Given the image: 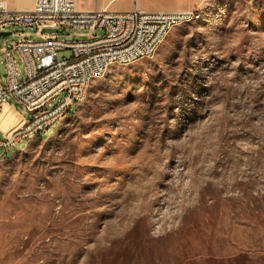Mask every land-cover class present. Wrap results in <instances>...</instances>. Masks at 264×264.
I'll use <instances>...</instances> for the list:
<instances>
[{
    "label": "rangeland",
    "instance_id": "rangeland-1",
    "mask_svg": "<svg viewBox=\"0 0 264 264\" xmlns=\"http://www.w3.org/2000/svg\"><path fill=\"white\" fill-rule=\"evenodd\" d=\"M198 7L153 57L111 66L68 114L0 151V264H264V0ZM4 31L0 48L38 39ZM18 114L0 112L5 134Z\"/></svg>",
    "mask_w": 264,
    "mask_h": 264
},
{
    "label": "built area",
    "instance_id": "built-area-1",
    "mask_svg": "<svg viewBox=\"0 0 264 264\" xmlns=\"http://www.w3.org/2000/svg\"><path fill=\"white\" fill-rule=\"evenodd\" d=\"M198 9L80 10L76 0H34L30 9L20 10L10 9L0 0V32L10 26H24L38 37L32 40L26 37L29 34L16 32L18 37L0 48L5 67L4 80L0 77V112L14 103L29 113V118L18 114L16 128L9 134L0 127V151L5 153L14 142L39 135L60 113L70 112L85 98L88 82L107 72L110 60L123 65L153 57L156 42H163L175 26L186 23V16H194ZM45 28H80L92 33L84 39L68 40L60 34L44 33ZM60 51L70 55L58 57ZM60 93L63 97L48 107Z\"/></svg>",
    "mask_w": 264,
    "mask_h": 264
},
{
    "label": "crops",
    "instance_id": "crops-1",
    "mask_svg": "<svg viewBox=\"0 0 264 264\" xmlns=\"http://www.w3.org/2000/svg\"><path fill=\"white\" fill-rule=\"evenodd\" d=\"M10 9H18L11 7L9 0H3ZM206 0H128L124 7L120 4L122 0H76V6L80 10H91L107 8L109 10L127 11L134 7L144 11L161 10L166 12H174L188 8L198 7L205 3Z\"/></svg>",
    "mask_w": 264,
    "mask_h": 264
},
{
    "label": "bare ground",
    "instance_id": "bare-ground-1",
    "mask_svg": "<svg viewBox=\"0 0 264 264\" xmlns=\"http://www.w3.org/2000/svg\"><path fill=\"white\" fill-rule=\"evenodd\" d=\"M201 16V12L200 10L198 9L197 13L194 14V16H186V23L190 22V21H194V20H197L199 19ZM162 42H156V47H154V54L156 52V50L158 49V47L160 46ZM143 58H151V57H143ZM142 58V59H143ZM126 64H129V63H124L123 65H126ZM113 65H119V60H110V67L113 66ZM99 78V77H97ZM95 79V78H92L91 81ZM90 81V82H91ZM90 82H88V85H87V89L89 87V84ZM5 108V107H4ZM4 108L2 109V111L4 110ZM69 112H63V113H60V115L57 116V118L54 120V122H57L59 119H61L62 117H64L66 114H68ZM9 134V133H8Z\"/></svg>",
    "mask_w": 264,
    "mask_h": 264
},
{
    "label": "water",
    "instance_id": "water-1",
    "mask_svg": "<svg viewBox=\"0 0 264 264\" xmlns=\"http://www.w3.org/2000/svg\"><path fill=\"white\" fill-rule=\"evenodd\" d=\"M8 34H10V32H7V31L0 32V36H6Z\"/></svg>",
    "mask_w": 264,
    "mask_h": 264
}]
</instances>
